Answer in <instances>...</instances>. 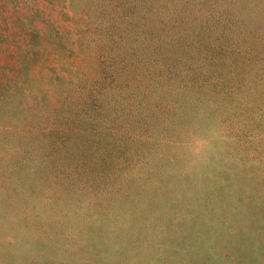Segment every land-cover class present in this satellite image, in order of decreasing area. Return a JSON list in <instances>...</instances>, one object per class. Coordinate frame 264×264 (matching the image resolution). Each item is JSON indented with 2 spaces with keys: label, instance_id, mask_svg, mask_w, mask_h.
<instances>
[{
  "label": "rangeland",
  "instance_id": "obj_1",
  "mask_svg": "<svg viewBox=\"0 0 264 264\" xmlns=\"http://www.w3.org/2000/svg\"><path fill=\"white\" fill-rule=\"evenodd\" d=\"M207 115L240 157L216 181L222 214L234 209L230 262L264 264V179L251 175L264 166V0H0V193L90 200L101 220L80 249L90 259L114 203L181 248L211 231L206 211H162L175 196L172 146ZM34 226L51 243L31 264L79 254L55 222Z\"/></svg>",
  "mask_w": 264,
  "mask_h": 264
},
{
  "label": "clouds",
  "instance_id": "obj_2",
  "mask_svg": "<svg viewBox=\"0 0 264 264\" xmlns=\"http://www.w3.org/2000/svg\"><path fill=\"white\" fill-rule=\"evenodd\" d=\"M235 144L227 125L207 115L193 121L172 146L173 165L169 176L175 196L162 211L191 209L193 214L206 211V222L211 229L210 232L196 231L183 248L179 241L165 242L151 218L147 223L133 226L126 207L114 203L103 216L107 246L90 259L80 249L88 244L89 237L94 236L101 224L100 210L90 200L56 194L52 189L38 188L33 195L17 188L20 196L0 193L3 201L0 221L8 225L6 232L0 234V264H31L42 254V246L50 245L44 232L34 226L37 217L55 222L63 233L61 239L67 237L69 241L64 245L68 253H79L66 259L65 264H189L188 253H195L198 264H231L225 233L234 209L225 203L222 214V197L216 191V181L226 165H239ZM256 164L252 161L245 166ZM251 175L264 179V166ZM22 200L27 201L26 207ZM172 205L176 207L171 208ZM169 240H175V236Z\"/></svg>",
  "mask_w": 264,
  "mask_h": 264
}]
</instances>
